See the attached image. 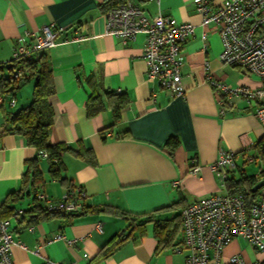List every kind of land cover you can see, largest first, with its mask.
Instances as JSON below:
<instances>
[{"label":"crops","instance_id":"obj_1","mask_svg":"<svg viewBox=\"0 0 264 264\" xmlns=\"http://www.w3.org/2000/svg\"><path fill=\"white\" fill-rule=\"evenodd\" d=\"M126 2L138 5L148 16L162 13L193 25V34L182 47L183 95L173 96L157 80L148 79L142 34L123 41L107 33L106 11ZM51 24L62 30L55 45L42 50L54 87L47 98L53 110L49 142L89 147L96 163L62 156V173L73 185L69 191L82 189L85 210L50 217L34 214V205L42 204L37 194L43 192L56 201L67 187L51 177L49 161L43 157L37 160L41 181L31 186L30 177L23 178L36 149L22 136L6 132L5 126L11 112L29 104L34 82L27 79L10 91L14 83L6 79L12 68L3 65L11 63L18 36ZM26 39L31 41L30 36ZM221 50L218 32L202 24L192 0H0V216L11 218L15 211H23L12 219L9 230L25 246L11 247L14 264H40L46 259L67 264H185L186 249H175L182 241L179 220L169 222L170 228H176L173 240L159 249L154 222L135 219L150 214L154 220H170L202 196L227 193L226 183L211 169L219 150L244 159L264 137L254 102L235 97L221 106L207 81L211 74L233 86L261 85L245 68L224 63ZM106 91L126 98L115 123L114 98ZM93 94L102 108L89 113V104L97 101H89ZM125 131L128 138H117ZM169 137L178 142L172 155L166 145ZM237 168V164L227 168L226 177L234 176ZM132 218L136 225L129 228ZM98 222L100 231L95 228ZM121 233L125 239L102 257L103 246ZM57 234L74 241L52 240ZM238 240L224 247V260L234 254L247 260L260 256L252 246L250 258Z\"/></svg>","mask_w":264,"mask_h":264},{"label":"built area","instance_id":"obj_2","mask_svg":"<svg viewBox=\"0 0 264 264\" xmlns=\"http://www.w3.org/2000/svg\"><path fill=\"white\" fill-rule=\"evenodd\" d=\"M160 3V0H156ZM201 16V22L213 26L222 41L220 58L224 63L237 65L255 74L261 82L258 87L229 85L207 75V81L217 97L219 105L230 104L235 97L255 103L254 115L264 125V0H192ZM106 31L132 40L137 34L144 36L142 57L147 65L149 80H157L171 95L179 97L184 93L181 81L183 67L182 47L193 34L194 27L188 22H178L170 16L158 13L148 16L138 5L126 2L109 8L106 13ZM62 28L54 24L43 26L39 32L20 35L13 51L8 81L24 77L21 60L26 56L55 45V38ZM26 36L31 37L29 42ZM3 96H0L2 99ZM15 99H10L14 104ZM222 112V110H221ZM43 151L40 157L47 158ZM246 161H253L247 157ZM234 153L220 149L217 160L211 166L222 182L227 176V168L234 169ZM194 171L197 167H193ZM251 204L241 193H214L202 196L187 204L180 213L182 241L175 247L186 249L185 264H264V186L259 188ZM85 196L82 189L65 191L61 199L52 200L43 192L37 199L48 211L79 213L85 210L80 199ZM15 211L11 218L0 216V264H14L11 247L24 244L15 240L9 225L12 219L22 215ZM100 231L101 223L95 225ZM32 229V227H30ZM242 238L260 254L255 260H247L240 254L223 259V249L232 240ZM63 239L67 244L74 240L64 235H54L52 240ZM87 254H84L86 257ZM40 264H67L50 259Z\"/></svg>","mask_w":264,"mask_h":264},{"label":"trees","instance_id":"obj_3","mask_svg":"<svg viewBox=\"0 0 264 264\" xmlns=\"http://www.w3.org/2000/svg\"><path fill=\"white\" fill-rule=\"evenodd\" d=\"M108 3V2H107ZM120 5V4H119ZM118 6V5H116ZM11 68H14V64L11 62ZM22 69L24 71V77L19 80H12L13 86L10 91L17 89L22 82L27 79L33 80V92L32 97L26 106L18 109L15 112H11L6 119L5 131L22 136L27 145H30L36 149L37 156L32 161L27 163V168L23 174V178L30 177V185L33 186L36 182L41 181V174L38 169L37 160L40 154L45 151L47 152V160L49 161V173L53 179L59 180L61 183L66 184L67 190L72 189V183H68L67 178L63 175L64 165L62 156L64 154H71L77 158L87 160L91 164H95V156L93 151L89 147L80 146L74 148L65 143L51 144L49 142L50 128L52 124L53 110L51 105L48 103V96L53 93L54 87L51 81V68L48 61V56L45 51L34 52L21 60ZM11 69V71H12ZM8 80V78L6 79ZM8 84H6L7 86ZM109 98H114L113 102V116L114 123L119 118V109L122 108L126 103V98L123 94L118 96L112 91H106ZM97 94H93L89 101H95ZM116 97V98H115ZM91 105L89 113H95L101 110V101L97 99L95 104ZM88 107V104H87ZM113 123V124H114ZM102 135L104 131L100 132ZM129 131H125L122 136L117 138H128ZM166 145L170 146V154L172 155L173 150L177 147L178 142L174 137H169L166 141ZM255 150L258 153V157L261 158L262 166L257 175H248L243 169L240 170L238 177H226L224 182L227 185V193H241L246 199V203L249 205L252 203L256 196V192H252L251 188L261 179H264V137L259 139L255 144ZM243 153V151L241 152ZM254 160V157H253ZM246 161V159H245ZM26 181V180H25ZM36 216H69L72 213H66L63 211H48L42 204H35L32 208ZM140 218V219H139ZM135 218H132L129 228H132L136 223ZM135 220L142 221H153L155 228V236L158 239V247L165 248L169 246L173 240L176 228H170L169 222L180 221V214L176 215L170 220H154L152 215H140ZM125 239V233L116 235L111 241H109L101 249V256H108L121 241Z\"/></svg>","mask_w":264,"mask_h":264},{"label":"rangeland","instance_id":"obj_4","mask_svg":"<svg viewBox=\"0 0 264 264\" xmlns=\"http://www.w3.org/2000/svg\"><path fill=\"white\" fill-rule=\"evenodd\" d=\"M247 157H254V160L253 161H245V159ZM234 161L238 166V168L233 173L234 177H238L240 175L241 169H243L245 171V173L248 175H257L261 166H262L261 158L258 157V153L255 149L254 150H252V149L248 150V152H246V156L244 157V159L241 155H238L234 159ZM238 243H239V246L242 249H244L248 253V255H250L249 256L250 258L254 257V250H253L251 244H248L247 241H245L244 239H241V238H239Z\"/></svg>","mask_w":264,"mask_h":264},{"label":"water","instance_id":"obj_5","mask_svg":"<svg viewBox=\"0 0 264 264\" xmlns=\"http://www.w3.org/2000/svg\"><path fill=\"white\" fill-rule=\"evenodd\" d=\"M12 64L11 63H6L5 65H3V67L5 68H9L11 67ZM262 186H264V179L259 180L252 188L251 191L254 193L256 192L259 188H261ZM130 225V222L127 223V227ZM124 231V230H123Z\"/></svg>","mask_w":264,"mask_h":264}]
</instances>
